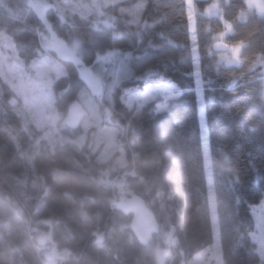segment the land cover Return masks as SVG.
<instances>
[{
  "label": "trees",
  "instance_id": "trees-1",
  "mask_svg": "<svg viewBox=\"0 0 264 264\" xmlns=\"http://www.w3.org/2000/svg\"><path fill=\"white\" fill-rule=\"evenodd\" d=\"M210 2L198 0L201 9ZM218 10L210 18L201 11L196 21L201 45L210 44L212 34L223 27V19L227 18L234 22L230 41H247L245 54L249 57L264 52V17L253 11L240 20V12L246 10L244 0H219ZM148 11L153 12L151 6ZM176 11H182V6ZM48 17L54 31L67 43H82L80 52L89 65L96 47L108 43L106 36H100L101 43L93 46L88 23L79 19L73 23L71 13L67 14V23L55 7L49 9ZM155 19L158 17L153 13L150 22ZM36 28L47 30L33 16L26 0H0V32L27 48L26 59L41 57L43 52ZM159 30L168 33L180 47L152 50L147 59L134 60L132 70L141 75L155 65L154 71L167 72L183 93L182 100L172 108L173 114L162 116L149 106L130 108L125 104L121 89L143 88V81L126 80L116 85L105 74L101 81L105 98H93L100 112V125L118 132L117 146L122 148L125 160L124 166L118 165L120 168L115 165L108 169L112 162L101 163V151L95 148V126L65 128L62 137H41L46 129L25 122L20 107L9 103L14 91L0 77V133L13 144L22 163L19 171L8 161L0 162V264H45L38 249L39 228L51 230L58 264H187L214 244L219 264H264L252 238L255 221L247 195L248 186L259 185L256 162L249 161L252 174L243 176L230 157L220 154H234L248 140L246 136L264 151L259 129L248 131L246 120V115L259 119L264 114V81L246 75L245 87L230 92L221 89L224 81H217L213 75L214 83L206 93L212 97L206 103L212 161L209 175L195 80L187 75L189 66L180 59L189 32L187 21L176 19ZM154 35L146 33L145 41ZM135 44L136 37H131L122 47L134 51ZM134 55L139 56V51L135 50ZM65 64L67 73L53 83L55 109L62 115L77 102L80 89L86 87L78 67ZM148 82L159 81L150 78ZM237 173L244 195L240 206L229 187L231 177ZM123 182L133 194L141 195L158 217L159 232L147 246L138 241L131 219L120 208L119 186ZM170 229L176 239L171 246L167 242ZM156 248L167 252L164 261H159Z\"/></svg>",
  "mask_w": 264,
  "mask_h": 264
},
{
  "label": "snow or ice",
  "instance_id": "snow-or-ice-1",
  "mask_svg": "<svg viewBox=\"0 0 264 264\" xmlns=\"http://www.w3.org/2000/svg\"><path fill=\"white\" fill-rule=\"evenodd\" d=\"M244 3L248 12L254 11L255 14L264 17V0H244ZM150 6L153 12L148 11ZM181 6L182 11H176ZM52 7L54 6L48 3L42 5L45 10ZM59 7L61 8L59 15L63 22H68L67 14L71 13L73 23L77 19L88 23L93 46L101 43L98 39L100 36H106L108 41L106 46L96 47L91 65L80 55L82 43L79 40L74 41L71 47L64 45L68 57L77 65L81 77L89 81H103L104 75L107 74L116 85H121L126 80L143 81V88L121 89L122 96L141 108L152 107L155 113L162 116L173 114L172 108L182 100L183 93L168 77L166 71H154L153 65L141 75H136L132 70V62L136 59H147L152 50H163L169 46L180 47L168 33L157 29L176 19H186L189 32L183 44L185 51L181 53L180 59L188 64L187 75L194 77L195 80L200 105L201 139L205 151L211 149L206 103L212 97L206 93L214 83L213 75L217 81H224L220 84L221 89L230 92L245 87L246 75L251 76L253 80L264 81V52H257L249 57L245 54L247 41L244 39L230 41L228 37L234 32L232 20L223 19V27L212 34L208 46L199 43L196 21L201 11L210 18L214 10L219 8V0H211L203 9L199 7L198 0H176L174 3L164 4L160 0H63L62 6ZM153 13L158 19L150 22ZM40 16L47 22L46 11H42ZM146 33L155 35L145 41ZM131 37H136L134 51L138 50L139 56L134 55V51L122 47ZM157 37L159 42L156 41ZM206 59L207 63H204ZM150 78H157L159 82L149 83ZM211 91L215 89L211 88ZM238 111L243 113V109ZM246 120L247 130L255 132L259 129L261 137L264 138V114L259 119L246 115ZM220 154L230 157L237 166L239 165V159L235 154L230 155L227 152ZM241 185L239 173L231 177L229 187L239 206L244 203ZM261 209H264V196L261 197L258 208L250 206L253 217Z\"/></svg>",
  "mask_w": 264,
  "mask_h": 264
},
{
  "label": "rangeland",
  "instance_id": "rangeland-1",
  "mask_svg": "<svg viewBox=\"0 0 264 264\" xmlns=\"http://www.w3.org/2000/svg\"><path fill=\"white\" fill-rule=\"evenodd\" d=\"M30 2H39L42 4L48 3L44 0H26L27 5ZM53 3L55 4L54 7L56 9V13H59L61 10L59 6H62L63 0H55L53 2H49L48 4ZM31 12L34 16L32 10ZM218 12V9L214 10V14H217ZM248 13L247 9L243 10L239 14V19L245 20ZM35 30L37 34L39 33L38 35H40L43 52H41V57L27 59L24 57V55L27 54V48L19 47V45H17L6 32H0V77L4 81H7L14 91L8 99L9 103L11 105L18 106V108L20 107V111L25 119V122H30L32 125L36 124L39 128L44 127L46 130L42 133L41 137H47L52 134H59L60 137H62L63 130L65 128H69L68 109L64 115L60 114L55 109L53 83L59 77L64 76L67 73L68 68L67 65L63 63L54 53V41L51 38L50 32L48 30H39V28H36ZM72 43H67L68 47H71ZM106 97L108 100L111 99L108 94ZM93 98L94 96L86 87L80 89L77 96V102H81L86 107L88 112L82 125L86 129L95 126V129L93 130L95 133V148L101 151V163L112 162L108 169L115 165L117 167L118 165L122 167L124 166L125 160L124 156L121 155L123 152L122 148L117 146L116 138L118 132L114 127L100 125V112L97 110L98 108L95 106ZM124 102L130 108L137 106L135 102L132 103L125 97ZM246 137L248 140L245 139L241 148L234 152L235 156L239 159V165L237 166L234 161L232 159L231 160L233 164L239 168L243 176H250L252 174L249 161L251 160L256 162L260 177L259 185L255 188L248 186L247 195L249 205L258 208L260 199L264 196V151L258 148L259 146H257L256 143L248 136ZM204 155L206 169L210 175L212 173L210 151L204 150ZM2 161H8L15 169H19V171L22 170L21 160L16 153L13 144L5 135L0 133V162ZM104 171L108 173V170ZM209 189L211 195L214 197L215 191L211 183ZM119 193L121 198L119 205L121 208L126 199L134 192L133 189L127 187L123 182L121 183V186H119ZM124 214L129 220L133 217L132 213ZM253 218L255 221V227L252 232V238L258 246L260 256L264 258V209L258 211ZM172 230L173 229H170L167 236V242L170 246L176 243V239L174 235H172ZM39 231L38 249L43 253L45 258L44 263L58 264V260L56 258L57 246L53 240L51 230L47 231L46 229L39 228ZM156 254L159 261H164L167 252L164 249L156 248ZM187 264H219L216 245H211L202 252L198 253L190 259Z\"/></svg>",
  "mask_w": 264,
  "mask_h": 264
},
{
  "label": "water",
  "instance_id": "water-1",
  "mask_svg": "<svg viewBox=\"0 0 264 264\" xmlns=\"http://www.w3.org/2000/svg\"><path fill=\"white\" fill-rule=\"evenodd\" d=\"M28 5L37 19L40 20L44 27L50 32L51 38L54 41L53 51L56 56L63 63L71 64L77 67L75 62L70 59L66 53L64 45H67V42L53 29L52 22L48 17L49 9H43V4L39 2H30ZM42 11H46L47 22L40 16ZM82 80L89 92L94 97L99 98L100 101H103L106 92L103 83L101 81L95 80L89 81L84 78H82ZM107 112H109L108 108ZM87 114V109L81 102L72 103L68 107V127L73 130L78 129L83 124ZM121 210L126 214H133L131 219V229L138 241L142 245L147 246L150 238L159 232V220L154 210L139 194H133L129 196L125 203L121 206Z\"/></svg>",
  "mask_w": 264,
  "mask_h": 264
}]
</instances>
